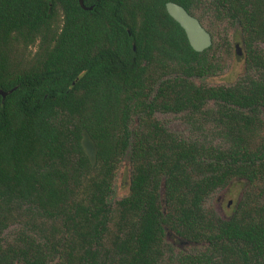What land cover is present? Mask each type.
I'll list each match as a JSON object with an SVG mask.
<instances>
[{"label": "trees", "instance_id": "trees-1", "mask_svg": "<svg viewBox=\"0 0 264 264\" xmlns=\"http://www.w3.org/2000/svg\"><path fill=\"white\" fill-rule=\"evenodd\" d=\"M167 2L199 20L208 49L190 47ZM84 5L0 0V264H264V0ZM235 38L243 73L204 84ZM233 182L244 190L223 219L208 201Z\"/></svg>", "mask_w": 264, "mask_h": 264}, {"label": "rangeland", "instance_id": "rangeland-1", "mask_svg": "<svg viewBox=\"0 0 264 264\" xmlns=\"http://www.w3.org/2000/svg\"><path fill=\"white\" fill-rule=\"evenodd\" d=\"M233 54L230 59L227 69L222 74L204 79L202 82L206 85H229L236 81V79L243 73V50L241 43L237 38L233 40ZM158 118L165 121L170 130L176 133H186L187 129L179 117L175 115H158ZM127 166L121 169V172L116 180V187L112 195V200L119 199L127 194ZM244 184L241 182H233L223 189L216 191L208 201L215 212L223 219L231 216L234 208L242 196Z\"/></svg>", "mask_w": 264, "mask_h": 264}, {"label": "water", "instance_id": "water-1", "mask_svg": "<svg viewBox=\"0 0 264 264\" xmlns=\"http://www.w3.org/2000/svg\"><path fill=\"white\" fill-rule=\"evenodd\" d=\"M77 1L83 10H92V7H86L84 5V0ZM165 8L168 15L183 29L188 43L194 51L201 53L212 45L211 35L196 17L189 14L182 6L173 2H167ZM7 94L8 93L0 90V96L2 99H4ZM80 143L91 166H95L97 160V148L86 129H82L81 131Z\"/></svg>", "mask_w": 264, "mask_h": 264}]
</instances>
